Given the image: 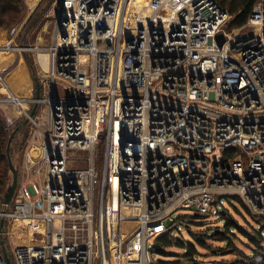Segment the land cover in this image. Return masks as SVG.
I'll return each instance as SVG.
<instances>
[{
	"label": "built area",
	"instance_id": "2783aa9c",
	"mask_svg": "<svg viewBox=\"0 0 264 264\" xmlns=\"http://www.w3.org/2000/svg\"><path fill=\"white\" fill-rule=\"evenodd\" d=\"M54 13L48 46L20 49L37 56L39 98H0L31 128L0 198V264H161L149 243L179 210L233 197L264 218V0L233 31L217 0H56Z\"/></svg>",
	"mask_w": 264,
	"mask_h": 264
},
{
	"label": "rangeland",
	"instance_id": "374dc122",
	"mask_svg": "<svg viewBox=\"0 0 264 264\" xmlns=\"http://www.w3.org/2000/svg\"><path fill=\"white\" fill-rule=\"evenodd\" d=\"M24 3L27 18L37 9L47 8V10L41 24L30 33L27 32L26 18L14 27L0 28V98H9V93L19 98L26 95L29 98L35 97L37 84L41 80L37 56L34 52L20 49L23 46H48L53 33L56 0H24ZM40 59L44 64L46 58L41 55ZM31 64L33 69L30 68ZM30 107V104L24 105L26 110ZM0 116L10 131H13L22 121H27L21 109L13 104L0 105ZM26 129L28 134L24 149L14 157L18 167L24 158V153L30 147L31 128L28 125ZM35 156L37 157L38 153ZM223 211L226 212V216H222ZM196 213L190 210H179L174 215V220L167 221L172 229L171 233H168L169 243L172 246H164L163 251L159 253L153 250L156 261L161 264H260L257 259L264 251L263 217L254 216L240 199L233 197L223 198L217 204L211 205L210 212L202 213L198 217H195ZM230 218L254 235L258 245L253 244L236 229L231 230L234 234L230 235L231 245L222 241L224 238L216 236L215 230L223 229L226 219ZM176 221L179 223L178 226L175 224ZM162 236L150 241L151 249ZM176 240L183 241L185 245L195 246L198 254L193 260L187 258V249L180 248ZM200 240L206 241L207 246L202 247ZM136 241L138 239L131 245L134 246Z\"/></svg>",
	"mask_w": 264,
	"mask_h": 264
},
{
	"label": "trees",
	"instance_id": "16d2710c",
	"mask_svg": "<svg viewBox=\"0 0 264 264\" xmlns=\"http://www.w3.org/2000/svg\"><path fill=\"white\" fill-rule=\"evenodd\" d=\"M221 6L226 9L229 14L232 16V20L228 25V30L233 31L235 29H239L244 27L253 12L254 7L261 0H217ZM47 8L45 9H37L34 14H32L29 18L26 17V7L24 0H0V28H10L20 24L25 18L27 19L26 24L28 26L27 32L30 33L35 30L43 20L45 16ZM26 41V40H25ZM27 44V42H26ZM30 68L33 69L32 64ZM28 124L26 120L22 121L18 124V126L10 131L5 124V121L0 116V198L5 199L8 189L12 184V173L10 170L9 159H8V144L11 138L12 133L17 131L14 139L11 144V159L16 166V161L14 157L20 154L27 141L28 130L26 129ZM21 136V137H20ZM18 169V166H16ZM238 199V198H236ZM232 229L238 230L242 235L248 238L253 244L258 245V241L256 237L245 229H243L237 222H235L232 218L226 219V225L223 229L215 230L216 236L224 238L222 241L228 243V245L232 244V237L230 235H234L231 233ZM170 235L162 236L157 242L162 248L164 246L171 247L169 243ZM180 246V248L187 249V258L193 260L194 256L198 254L195 246L192 244L185 245L183 241L176 240ZM202 247L207 246V242L204 240L199 241ZM264 253V251L262 252ZM198 264V263H196Z\"/></svg>",
	"mask_w": 264,
	"mask_h": 264
},
{
	"label": "water",
	"instance_id": "95a60500",
	"mask_svg": "<svg viewBox=\"0 0 264 264\" xmlns=\"http://www.w3.org/2000/svg\"><path fill=\"white\" fill-rule=\"evenodd\" d=\"M216 40H217V42H218L220 47H222L223 44L225 43V37H224L223 34H219L217 36ZM39 96L40 95H39V83H38L37 84L36 97L39 98ZM36 108L37 107L35 106L34 109L32 110L31 117L34 116V114L36 112ZM28 122H29V120L26 121V123H28ZM16 132L17 131H14V133H12V135H11V138H10L9 144H8V151H7L8 159H9V165H10V170H11V173L13 175V181H12V184L10 185V187L8 189V193H7V195H6L5 199H4V204H6V205L10 204V202L12 201V198H13V196L15 194V191H16V189L18 187L19 172H18V169L16 168V166L14 165V163H13V161L11 159V154H10L11 153V144H12V141L14 139V136H15ZM221 214H222V216H226V212L225 211H223ZM198 216H199L198 214L195 215V217H198ZM153 249H154V251H156L158 253L163 251V248L158 243L153 245Z\"/></svg>",
	"mask_w": 264,
	"mask_h": 264
},
{
	"label": "bare ground",
	"instance_id": "6f19581e",
	"mask_svg": "<svg viewBox=\"0 0 264 264\" xmlns=\"http://www.w3.org/2000/svg\"><path fill=\"white\" fill-rule=\"evenodd\" d=\"M169 13V12H168ZM168 13H166V15H168ZM169 16V15H168ZM44 58H46L44 64H47L48 58L47 56H43ZM14 235V234H13ZM17 237H21L23 235V233H16ZM15 241H17V238H15ZM139 241V239H138Z\"/></svg>",
	"mask_w": 264,
	"mask_h": 264
}]
</instances>
